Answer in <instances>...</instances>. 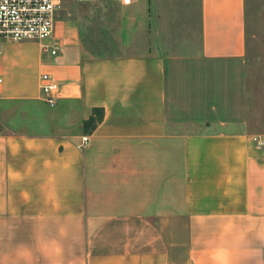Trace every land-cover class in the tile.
<instances>
[{"label":"crops","instance_id":"obj_1","mask_svg":"<svg viewBox=\"0 0 264 264\" xmlns=\"http://www.w3.org/2000/svg\"><path fill=\"white\" fill-rule=\"evenodd\" d=\"M187 1L125 5L120 55L60 10L3 41L0 264H264V0Z\"/></svg>","mask_w":264,"mask_h":264},{"label":"built area","instance_id":"obj_2","mask_svg":"<svg viewBox=\"0 0 264 264\" xmlns=\"http://www.w3.org/2000/svg\"><path fill=\"white\" fill-rule=\"evenodd\" d=\"M95 1V0H77ZM121 5L130 4L133 0H115ZM63 0H0V51L4 40H35L42 41L49 38L55 17L62 7ZM58 44L51 47L50 53L56 54ZM2 78L0 77V83ZM58 85L47 73L41 75L40 88L43 99L49 106H54V95ZM89 141L83 135L76 144L78 148L84 147ZM258 145H264V140H258Z\"/></svg>","mask_w":264,"mask_h":264},{"label":"rangeland","instance_id":"obj_3","mask_svg":"<svg viewBox=\"0 0 264 264\" xmlns=\"http://www.w3.org/2000/svg\"><path fill=\"white\" fill-rule=\"evenodd\" d=\"M134 1V0H133ZM167 5H172V10L182 9L189 11L190 4L187 0H166ZM181 5V6H180ZM129 6V5H128ZM127 6L115 0L77 1L63 0L60 15H69L79 18L82 25L84 46L93 54L114 56L122 54L127 48L125 22L126 14L122 11ZM195 26V18L192 21ZM264 36V30H259ZM125 36V37H124ZM46 38L45 40H47Z\"/></svg>","mask_w":264,"mask_h":264},{"label":"trees","instance_id":"obj_4","mask_svg":"<svg viewBox=\"0 0 264 264\" xmlns=\"http://www.w3.org/2000/svg\"><path fill=\"white\" fill-rule=\"evenodd\" d=\"M102 117V110L99 108H96L93 110V114L84 121V126L86 128H93L96 124V122L100 121Z\"/></svg>","mask_w":264,"mask_h":264}]
</instances>
